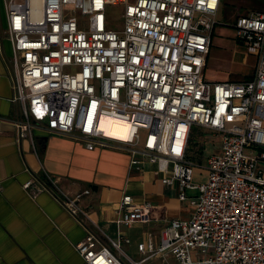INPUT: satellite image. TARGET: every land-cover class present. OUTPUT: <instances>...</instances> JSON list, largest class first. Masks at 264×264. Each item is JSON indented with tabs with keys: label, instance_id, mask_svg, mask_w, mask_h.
<instances>
[{
	"label": "built area",
	"instance_id": "built-area-1",
	"mask_svg": "<svg viewBox=\"0 0 264 264\" xmlns=\"http://www.w3.org/2000/svg\"><path fill=\"white\" fill-rule=\"evenodd\" d=\"M221 2L4 0L22 109L18 141L30 140L36 152L40 127L79 135L89 149L122 142L132 165L138 157L157 164L163 182L178 183L179 199L195 207L189 220L169 222L158 245L140 243L135 258L124 248L131 239L108 236L84 205L90 188L70 194L50 175L32 177L28 192H49L86 229L76 245L86 264H264V11L234 23L237 40L257 57L255 75L210 82L204 70ZM111 6H121L120 28L111 27ZM108 120L128 123V139L108 135ZM195 127L221 136L203 183L187 158ZM152 210L125 194L117 222H147Z\"/></svg>",
	"mask_w": 264,
	"mask_h": 264
},
{
	"label": "crops",
	"instance_id": "crops-1",
	"mask_svg": "<svg viewBox=\"0 0 264 264\" xmlns=\"http://www.w3.org/2000/svg\"><path fill=\"white\" fill-rule=\"evenodd\" d=\"M225 5L231 6L222 0L219 11L227 15L226 23L234 29L239 16L233 21L232 6ZM263 5L260 3L258 8ZM12 53L7 37L5 3L0 0V264H86L76 248L85 239L86 229L49 192L40 191L34 195L28 192L24 184L32 177L50 175L70 194L90 188L91 194L85 197L84 205L108 236L131 239L124 248L135 258L140 257V243L152 239L155 245L159 244L163 229L172 219L191 218L195 207L179 199L178 183L165 184L166 174L158 172L157 164L142 157H138L140 165H132V155L122 142L111 141L110 147L89 149L79 135H57L40 127L33 131L36 152L30 140L18 141L16 122L22 118V109L15 100L12 84ZM234 54L243 63L253 62L254 55L238 41ZM206 67L204 77L207 81H233L224 77L220 78L224 81L211 80L218 78L212 77L211 70ZM207 74L211 78H207ZM194 133L193 129L190 139ZM189 142L187 158L196 164L194 181L203 183L208 178L207 159L220 151L221 136L208 143V148L202 146L201 160L197 159ZM187 193L197 194L192 190ZM125 194L132 195L136 203L151 204L149 221H139L131 227L118 224L120 203ZM147 264L162 263L155 259Z\"/></svg>",
	"mask_w": 264,
	"mask_h": 264
},
{
	"label": "rangeland",
	"instance_id": "rangeland-1",
	"mask_svg": "<svg viewBox=\"0 0 264 264\" xmlns=\"http://www.w3.org/2000/svg\"><path fill=\"white\" fill-rule=\"evenodd\" d=\"M225 1L229 2V4H231L232 6L231 19L233 21L236 19V17L249 14L253 11H264V5L261 8H258V5L260 3L264 4V0ZM228 6L231 7L230 5H227L226 7ZM120 11L121 6L109 7V17L112 28H120L123 24ZM227 11L229 12L230 8H228L226 12ZM217 20L220 21L219 23L221 24L217 25L213 32L211 53L209 55V62L207 63V67L211 70L212 77L218 79L211 80L224 81V79L220 80V78L223 77L233 81H242L249 79L251 75H255L257 67V57L254 55L252 63H243L239 61L234 54L237 48L238 40L235 36L234 29L230 26L231 24L226 23L228 22L227 15L224 16V13H222V11H219ZM215 73H218V75H216ZM207 78H211L210 75L207 74ZM194 130L195 133L192 135L189 143L191 145V150L195 153L197 159L201 160L203 158L201 152L203 149L202 146H206L208 148V143L214 142L215 139H218L220 136L202 127H195ZM140 133L142 136L145 135L144 130H141Z\"/></svg>",
	"mask_w": 264,
	"mask_h": 264
},
{
	"label": "bare ground",
	"instance_id": "bare-ground-1",
	"mask_svg": "<svg viewBox=\"0 0 264 264\" xmlns=\"http://www.w3.org/2000/svg\"><path fill=\"white\" fill-rule=\"evenodd\" d=\"M111 123L110 128L107 129L106 133L113 138L120 140H127L129 137V124L119 120H108Z\"/></svg>",
	"mask_w": 264,
	"mask_h": 264
}]
</instances>
